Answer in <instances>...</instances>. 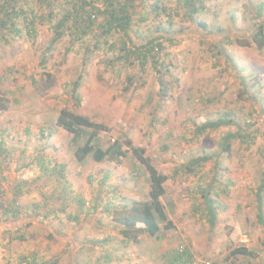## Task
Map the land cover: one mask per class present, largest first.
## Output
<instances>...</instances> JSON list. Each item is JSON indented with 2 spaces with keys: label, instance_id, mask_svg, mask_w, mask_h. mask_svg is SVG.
I'll return each mask as SVG.
<instances>
[{
  "label": "rangeland",
  "instance_id": "374dc122",
  "mask_svg": "<svg viewBox=\"0 0 264 264\" xmlns=\"http://www.w3.org/2000/svg\"><path fill=\"white\" fill-rule=\"evenodd\" d=\"M161 1L172 22L151 15L133 35L136 44L158 35L161 21L173 40L156 62H115L119 46L94 47L96 28L51 47L54 32L40 20L0 41V264H170L184 251L187 264H264V49L251 41L264 0H206L192 19L180 0ZM62 108L101 123V145L143 149L166 178L156 236L127 243L103 211L144 200L143 168L130 153L119 163L76 161L73 136L55 126ZM218 120L230 123L208 126ZM237 247L256 258L233 256Z\"/></svg>",
  "mask_w": 264,
  "mask_h": 264
},
{
  "label": "trees",
  "instance_id": "16d2710c",
  "mask_svg": "<svg viewBox=\"0 0 264 264\" xmlns=\"http://www.w3.org/2000/svg\"><path fill=\"white\" fill-rule=\"evenodd\" d=\"M180 1L189 19H192L193 15L199 16L206 9L204 5L206 0ZM36 7L38 13H36ZM262 8L263 4H260L259 9ZM151 15L156 19L164 15L166 23L170 24L176 13L174 14L173 10L161 0H154L152 3H149L148 0H0V41L4 40V43L8 44L7 36L12 37V39L19 36L21 27L28 30L29 33L34 32L30 26L33 21L40 20L48 23L54 32V42L51 47L66 33H69L74 41L78 42L84 40V37L91 34L96 28L102 42H96L94 47L100 48L102 43L107 48L119 46L117 50L119 53L114 58L115 62L136 61L145 63L150 60L156 62L160 59L161 51L164 49L163 41L171 42L173 40V37H165L168 32L163 33L165 30L160 29L161 21L157 22V30L160 32L155 33L158 35L154 34L148 38H143L144 40L139 44H136L133 37V35H140L139 24ZM255 16H260V12L256 13ZM262 22L256 28L251 40L257 49H264V23ZM196 23L198 29L200 27L202 30L206 27L204 22L198 21ZM27 26L29 28H26ZM115 35L118 36V39L116 41L111 40ZM163 54L168 55L167 53ZM253 79L258 82L257 76ZM255 85H257L256 82H251L250 88ZM76 88L77 85L75 84L73 87L74 99L79 102V94ZM7 102L6 98L0 96V112L8 109ZM229 121L218 120L210 122L208 126L217 128L230 123ZM55 126L73 136L74 142L77 143L74 158L78 162H83L89 158L96 163L104 160L119 163L127 157L128 153L131 154L129 158L131 166L134 167L137 163L138 167L134 168L140 169L142 167L147 174V194L144 200L133 202L130 206L124 204L121 208L111 209L108 202L103 206V211L111 217L116 225L121 227L120 233L127 243H136L139 234H146L150 237L156 236L161 230V225L166 222V214L160 202L165 193L163 184L166 178L154 168L151 160L144 154V150L129 143L126 144L130 148L123 149V145L118 140H113L106 146L101 145L99 135L106 133V128L101 123L68 108H62L59 111L55 119ZM242 135L237 132L224 137L223 151L229 148L228 140ZM263 193L264 178L256 190L259 208L263 203ZM231 254L256 258V254L245 247H237L231 251ZM168 260L170 264H187L191 258L184 251L183 254L176 252V255L171 256Z\"/></svg>",
  "mask_w": 264,
  "mask_h": 264
},
{
  "label": "crops",
  "instance_id": "0c3cea01",
  "mask_svg": "<svg viewBox=\"0 0 264 264\" xmlns=\"http://www.w3.org/2000/svg\"><path fill=\"white\" fill-rule=\"evenodd\" d=\"M249 259V258H248Z\"/></svg>",
  "mask_w": 264,
  "mask_h": 264
}]
</instances>
